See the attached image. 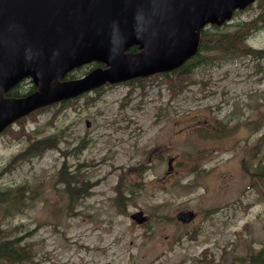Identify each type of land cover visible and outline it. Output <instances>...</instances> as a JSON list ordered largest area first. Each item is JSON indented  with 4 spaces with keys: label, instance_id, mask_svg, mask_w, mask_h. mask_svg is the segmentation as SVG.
Listing matches in <instances>:
<instances>
[{
    "label": "rangeland",
    "instance_id": "rangeland-1",
    "mask_svg": "<svg viewBox=\"0 0 264 264\" xmlns=\"http://www.w3.org/2000/svg\"><path fill=\"white\" fill-rule=\"evenodd\" d=\"M253 12V8L237 12L232 22L246 19ZM248 42L264 48V30L252 32ZM83 69L87 66L75 73ZM190 76L209 84L201 88L194 82L174 98L163 84L148 83L154 77L165 80L163 75L129 85H107L99 91L77 96L75 109L60 111L59 106L50 101L39 114V121L28 123V130L36 137L64 129L69 144L62 143V148L76 144L79 137L87 141L79 155H72V161L77 162L73 166L82 169L91 182L97 180L95 193L85 197L84 203L93 205L90 211H99L98 224L106 230L102 236L96 235L95 217L82 215L67 217L62 231L49 223L40 226L39 220L49 219L48 214L59 221L66 217L56 213L51 216L50 200L45 201L46 208L40 201L36 202L25 214L12 217L11 223L26 221L29 228H35L32 239L44 246L38 264H193L192 258L206 245L212 250L219 246V259H222L219 255L224 253L221 249L224 246L226 257L234 261L248 248L249 242L242 238L250 237L252 245L261 244L264 238L259 232L264 229V222L260 212L264 204L257 202L245 211L243 204L251 201L250 196L244 195L240 205L237 197L247 185L241 159L247 157L251 166L255 164L250 157L251 146H254L253 151L260 150L259 156H264V142L260 139L264 130V59L259 62L252 58L221 59L216 63L206 60L196 65ZM89 96L93 99L87 100ZM224 123L221 128L220 124ZM248 123L255 125L256 131L250 130ZM158 124L159 135L156 134ZM169 128L163 137H169L174 131L181 132L185 140L177 146L169 143L163 150L159 146L166 142L158 136ZM211 129L213 135L203 136ZM201 140L203 143L195 153H179L182 144L183 152L190 153ZM206 141H214L218 146L212 148L214 144H205ZM26 142V137H13L7 132L0 134V168L22 150ZM61 162L60 150L48 149L4 173L0 184L27 181L37 185L41 182L48 189V196L54 199L58 195L51 182ZM129 165L135 166L129 168ZM194 167L199 171L193 170ZM122 171L130 179L143 175L144 188L138 192L137 204L127 205L128 210L142 209L146 214L140 225L120 213L115 205L113 186ZM184 183L188 185H182ZM215 207L220 214L211 211ZM188 208L195 212L189 223L173 219ZM248 218L252 219L254 234L243 230L242 223ZM0 226L6 227L1 220ZM195 229L199 232L192 238ZM236 230L243 233L238 236ZM174 234L183 236L180 246L170 244ZM232 237L239 242L231 245ZM138 244L144 245L139 248ZM254 253L251 249L246 258Z\"/></svg>",
    "mask_w": 264,
    "mask_h": 264
},
{
    "label": "water",
    "instance_id": "water-1",
    "mask_svg": "<svg viewBox=\"0 0 264 264\" xmlns=\"http://www.w3.org/2000/svg\"><path fill=\"white\" fill-rule=\"evenodd\" d=\"M246 1L0 0V131L50 101L176 68L197 51L194 28L207 17L210 23L229 18L234 2ZM134 44L137 51L128 50ZM93 60L104 67L62 79ZM25 76L36 85L33 92L4 96Z\"/></svg>",
    "mask_w": 264,
    "mask_h": 264
},
{
    "label": "bare ground",
    "instance_id": "bare-ground-1",
    "mask_svg": "<svg viewBox=\"0 0 264 264\" xmlns=\"http://www.w3.org/2000/svg\"><path fill=\"white\" fill-rule=\"evenodd\" d=\"M249 8H253L254 10L253 14L249 16L248 18L240 21V23H246V26L253 33H258V32L263 31L264 30V0H247L242 5H239L237 2H234L232 6L233 12L229 18H227L226 16H223L219 19H215L213 22L216 24H214V23H210L212 22L211 21L212 18L207 17L201 25L194 28V31L196 32V38H195L194 43H195V47L197 51L192 56H194L200 49L204 52L206 58L210 60L212 63H216L220 61L221 59L231 60V59L252 58V59H256L258 62L263 60L264 59L263 53L254 54L251 50L246 48L244 42H240L233 37L220 36L213 31L205 30L206 29L205 27L212 26V25L230 28L229 27L230 22H232V20L234 19L233 16H235L237 12H243ZM236 21H239V20H236ZM236 21H233L232 24ZM248 36L246 38V41L248 44H250L248 42ZM215 41H218L219 43L223 44L227 49H229L230 52L228 55H226V57L218 59L213 54V50H214L213 43ZM134 46L136 45L134 44L130 46L129 48H132ZM255 48H258V47H255ZM260 49H264V48H260ZM192 56H190L185 61L183 60L180 63H178L176 65L177 67L171 69L169 72L176 70L179 67H183L184 63H186ZM83 66L84 65H79V66H76L70 69L66 73V75L71 73L76 76L79 73L80 74L84 73L86 69H83L82 71L78 73H75L76 70L80 69ZM132 81H133L132 79H126V80H122L118 82H111V83L109 82L107 83V85L110 86V85H114L118 83L129 85V84H132ZM194 82L199 83L201 88H204L209 84L203 81L202 79H199V78L196 79L193 76H190V74L189 75L188 74L175 75L167 80H162V79L155 78V77L150 78L148 80L149 84L150 83L163 84L165 88L167 89L169 96H171L172 98L182 94ZM26 83H27L26 80L23 81L22 79H20L17 83H15L14 86L19 85L25 90L26 86L24 87L23 85ZM27 84L29 85V83ZM54 104L56 106H59L58 100L54 101ZM162 122H164V120ZM162 122H160V124ZM88 123L86 124L88 125ZM160 124H158V127L156 129V134H157L158 129L160 128L159 127ZM167 124H170V123L168 122ZM224 125L225 123L220 124L221 128H223ZM248 128L252 131H256V126L250 123H248ZM59 130L60 129L58 128L55 131H59ZM169 130L170 128L165 130L162 135L158 136L159 138H164V141L166 142L163 145L159 146V147H162L163 150L167 149V147L169 146V143L172 146H177V144L180 141L183 143V141L185 140V136L181 138L182 137L181 132H174V131H171V134L169 135V137H163V135L168 134ZM64 131H61L60 134L63 135V137L65 138ZM213 133L214 131L211 129L210 132L206 131L205 134H203V136H207V135L210 136V135H213ZM45 135H42L40 137H36L35 135L34 136L35 138H41ZM157 135H159V133ZM260 136H261L260 138L261 142H264V130L260 133ZM152 138L153 136L151 137V140ZM79 139H83V144H82L83 147L79 151H76V152H71V151L66 150L67 148H70V147H67V148L61 147L62 143H66V146L69 144V141L66 138L60 141L59 148H48L46 143L39 142L38 139H27V142L24 148L27 149L28 155L23 156V159H21L17 163V165L20 162L26 159H29L32 156L42 155L48 149H56V150H60L62 160L66 158L67 165H70L71 170H73L74 172H77V177L83 180L78 179V178L66 177L60 182L58 181L57 172H56V178H54L53 182H51L52 186L54 187V190L56 191V194L58 195V196H55L54 199H51L48 196L49 191L45 186H43L45 184L41 182H39L37 185H32L27 181H19L13 184L8 183L5 185L0 184V220L7 226V227L0 226V264H38L40 262L41 258H38V257L43 252L44 246L41 243L39 244L35 240L32 239V237L34 236L33 232L35 228L33 229L29 228V225L26 221H19L15 224L11 223L12 217L14 216L20 217L22 214H25L26 211H28L29 209H32V204L36 202L38 203L39 201L43 204V207H45L44 203L46 200L51 201L52 203L51 206L53 205L52 209H50V207L48 208V210L51 213V216H52V213H56L59 216H62V218H64V216L66 217V219L64 218L63 221L62 219L61 221H59V219L58 220L52 219L50 215L48 214L47 216L49 217V219L39 220L38 223L40 226L44 223H49L55 227H58V229L62 231L63 223L68 221L67 217H70V216L75 217V216L82 215V216H88V217H91V216L95 217L96 226L94 228L98 230L96 232V235L102 236V234L106 232V230H102V228L98 224L99 221H101V219L97 217V214L99 213V211L98 210L90 211L89 209L94 208L93 205L84 203L85 197H88V196L91 197L95 193L94 186L97 180H93L91 182L89 176L86 175L82 169H80L77 165L73 166L75 163L77 164V162L72 161V155H79L82 152L83 148L87 145V141H85L84 137H79ZM202 143L203 142L201 140L196 145L197 147L195 148V150H193L190 153L183 152L184 151L183 144L180 147V150L178 151H180L179 153L181 155L195 153L196 151L199 150V146ZM205 144H214L212 148L218 146L214 141H206ZM253 147L254 146H251L250 157L252 158L251 161L255 160L254 162L255 164L251 166L250 160L248 161L247 157H243L241 159L242 161L241 166H242L244 175L247 179V185L243 191H239V195L237 198L240 201L238 203L240 205L243 202L244 195L245 197L250 196L251 201L243 204V209L245 211H249L251 206L257 202H262L264 204V156L263 157L259 156L260 150L253 151L252 150ZM169 162L170 160L168 161V163ZM134 166L135 165H129L128 167L134 168ZM15 167L16 165H11L9 167H1L0 177L3 176L4 173L10 172ZM59 168L60 166H58L57 171L59 170ZM193 170H195L196 172L199 171L198 169H196V167H194ZM125 173H126L125 171L119 172L118 176L116 177V182L113 186L114 191H115L113 195V199L117 207V210L120 213L126 214L132 220L135 219L136 225H140L146 219L145 217L146 214L144 213L142 209H137V210H132V211L128 210L127 205L128 203L137 204L136 199H137V195H139L138 192L140 190H143L144 188L143 175H139L137 178L130 179V178L125 177ZM182 185H188V184L184 183ZM71 189H77L79 193H77L76 195H71L70 193ZM253 192H255L256 194L253 195ZM185 211L189 212L190 214L189 218L181 214H176L173 219H176L182 224L189 223L193 219L195 212L193 209H190V208L185 209ZM211 211H214L215 214L221 213L218 207L212 208ZM143 217L144 219L141 221ZM260 217L262 218L261 221L264 222V206L261 209ZM242 227L244 231H248L251 234L255 233L254 228L252 227L251 218L245 219L242 223ZM12 230H14V233L12 232ZM89 230L91 231V229ZM198 232L199 230L195 229L191 234L192 238H196ZM242 233L243 231H241L237 235L240 236ZM259 235L260 237L264 238V229H261V231L259 232ZM182 237L183 236L181 234L179 235L174 234L170 244L173 247L180 246L183 243ZM242 240H246V242H249L248 248L245 251L244 255L238 256V258L235 259L234 261L231 260L230 257H226L227 256L225 254L226 249L224 246H221V249L223 250L224 253L223 254L221 253L219 255V256L222 255V259H219L217 256V250L219 246L217 247L216 250H212L209 245H206L202 247L199 253L196 254L192 258L193 264H254V263H251L246 258V253L250 252L251 249L253 253L255 252L256 255L259 256V259H261V257L264 258V239L259 245H252V239L250 237H244L242 238ZM238 242L239 240H237L236 238H233V237L230 238L231 245H234ZM143 245L144 244H138L137 247L140 248ZM259 264H264V261Z\"/></svg>",
    "mask_w": 264,
    "mask_h": 264
},
{
    "label": "trees",
    "instance_id": "trees-1",
    "mask_svg": "<svg viewBox=\"0 0 264 264\" xmlns=\"http://www.w3.org/2000/svg\"><path fill=\"white\" fill-rule=\"evenodd\" d=\"M240 21H242V20L234 22L230 28L212 25V26L205 27L206 28L205 30L206 31L207 30L213 31L220 36L233 37L240 42H244L246 48L251 50L254 54H259V53L264 54V49L252 47L250 44L247 43L246 38L252 31L249 30V28L246 26V23H240ZM213 46H214L213 54L217 58L226 57V55H228L230 52L229 49H227L223 44L219 43L218 41H215L213 43ZM136 48L137 47L134 46L131 49L137 50ZM206 60H208V59L206 58L204 52L199 49L198 52L194 56H192L186 63H184L183 67H179L178 69L173 70L171 72L163 73L164 79L167 80V79L171 78L172 76L181 75V74H188L189 75L196 65H198V64H200ZM67 76L73 77L74 75L69 73V74H67ZM143 79H145V78H136L132 81V84L135 82H139ZM26 82L29 83V85L25 87V90L23 88L21 90H19L18 89L19 85L13 86L10 90H8L6 95H12V96H19L20 95L21 96V95H24L25 93L31 92L35 88V86L31 83L30 80H27ZM88 99H93V96L87 97V100ZM76 100H77V98L67 99L65 101L64 100L60 101L58 103L60 111L66 109V108L75 109L76 108V104H75ZM45 109H46V107L42 106V107L35 109L34 111L29 113L28 115L20 117L19 119L16 120L17 121L16 125H13V124L8 125L4 129V132L9 133L13 137L22 136V137H26L27 139H38L39 142L46 143L48 148H59L60 141L65 139L63 137V135L60 134V132L64 131V129H60L59 131L51 132V133H49V134H47L41 138H35L33 132H30L28 130V126H27L28 123L29 122L37 123V121L39 119V114L44 112ZM51 117H54V119H55V115H53ZM82 144H83V139H79L74 146L67 148L66 150L71 151V152L79 151L83 147ZM25 155H28L26 148L22 149L17 154L13 155L3 167H9L11 165H17V163L21 159H23V156H25ZM57 177H58V181H60V182L63 179H65L66 177L78 178L77 172H74L73 170H71L70 165H67V159L66 158H64L61 162V166H60L59 170L57 171ZM78 179H81V178H78ZM81 180H83V179H81ZM70 193H71V195H76L77 193H79V191L77 189H71ZM5 229H7V228H5ZM249 261L251 263H254V264H259V263L264 261V258L261 257V259H259V256L256 255V253H255L249 257Z\"/></svg>",
    "mask_w": 264,
    "mask_h": 264
}]
</instances>
